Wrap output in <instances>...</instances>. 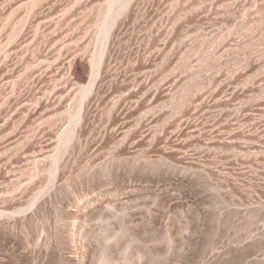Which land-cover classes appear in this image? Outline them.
<instances>
[{"label": "rangeland", "instance_id": "rangeland-1", "mask_svg": "<svg viewBox=\"0 0 264 264\" xmlns=\"http://www.w3.org/2000/svg\"><path fill=\"white\" fill-rule=\"evenodd\" d=\"M0 264H264V0H0Z\"/></svg>", "mask_w": 264, "mask_h": 264}]
</instances>
